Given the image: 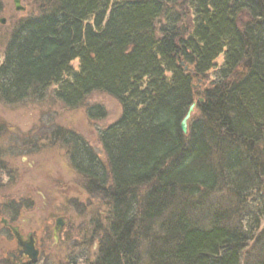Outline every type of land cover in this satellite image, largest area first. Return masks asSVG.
<instances>
[{
	"label": "trees",
	"instance_id": "trees-1",
	"mask_svg": "<svg viewBox=\"0 0 264 264\" xmlns=\"http://www.w3.org/2000/svg\"><path fill=\"white\" fill-rule=\"evenodd\" d=\"M33 3L5 47L0 99L54 87L68 109L92 92L122 109L99 135L103 161L70 135L72 164L108 205L90 264H240L246 198L264 193V0Z\"/></svg>",
	"mask_w": 264,
	"mask_h": 264
},
{
	"label": "rangeland",
	"instance_id": "rangeland-1",
	"mask_svg": "<svg viewBox=\"0 0 264 264\" xmlns=\"http://www.w3.org/2000/svg\"><path fill=\"white\" fill-rule=\"evenodd\" d=\"M19 2L23 12L15 11L13 0H0V19L5 20L0 24V66L13 31L20 22L37 15L33 0ZM244 16L242 21L247 20ZM216 63L221 65L222 56ZM71 66L77 70L78 61ZM53 89L41 101L28 99L9 105L0 99V208L5 203L11 210L20 209L23 230L36 231L40 244L37 264H90L107 223L108 205L89 192L87 179L72 164L70 137L103 161L99 135L119 119L122 109L116 99L101 92L90 93L81 106L68 109L55 100ZM95 108L104 116H90L89 110ZM244 206L260 224L243 219L242 227L252 237L245 244L240 264H256L264 260V218L260 216L264 193L247 196ZM8 214L12 216V211ZM58 217L67 222L52 248L51 232Z\"/></svg>",
	"mask_w": 264,
	"mask_h": 264
},
{
	"label": "flooded vegetation",
	"instance_id": "flooded-vegetation-1",
	"mask_svg": "<svg viewBox=\"0 0 264 264\" xmlns=\"http://www.w3.org/2000/svg\"><path fill=\"white\" fill-rule=\"evenodd\" d=\"M0 209V264H37L40 255V244L36 231L30 227L26 231L23 230L24 228L19 222L22 218L20 209L16 210L15 207H12L11 210V207L5 203L2 204ZM9 210L12 211V216H9ZM65 220L67 222L66 218ZM57 243H54L52 237V248H55ZM30 249L37 252V258L34 261L30 257Z\"/></svg>",
	"mask_w": 264,
	"mask_h": 264
},
{
	"label": "water",
	"instance_id": "water-1",
	"mask_svg": "<svg viewBox=\"0 0 264 264\" xmlns=\"http://www.w3.org/2000/svg\"><path fill=\"white\" fill-rule=\"evenodd\" d=\"M13 4H14V9H15L16 12H23L24 11V8L20 6L19 0H13ZM4 23H5V20L4 19H0V24H4ZM247 63H249V61ZM199 102H201V99L199 100ZM194 108H195V103H192L189 106V108L187 109L184 117L181 120L180 130H181V132L184 135L187 134L188 122H189L190 117H191V115H192V113L194 111ZM65 222H66L65 218H57V219H55V223H54V226L52 228V237H53L54 243L58 242V234H59L60 230L65 226V224H66ZM12 230H13V232H15L14 229H12ZM30 250H31L30 257L34 261L37 258V252L33 251V249H30Z\"/></svg>",
	"mask_w": 264,
	"mask_h": 264
}]
</instances>
